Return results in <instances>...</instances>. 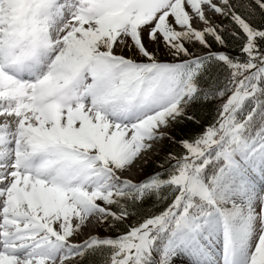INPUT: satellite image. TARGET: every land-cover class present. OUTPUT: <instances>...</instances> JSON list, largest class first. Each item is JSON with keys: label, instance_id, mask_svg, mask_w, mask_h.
I'll return each mask as SVG.
<instances>
[{"label": "snow or ice", "instance_id": "obj_1", "mask_svg": "<svg viewBox=\"0 0 264 264\" xmlns=\"http://www.w3.org/2000/svg\"><path fill=\"white\" fill-rule=\"evenodd\" d=\"M0 264H264V0H0Z\"/></svg>", "mask_w": 264, "mask_h": 264}, {"label": "rangeland", "instance_id": "obj_2", "mask_svg": "<svg viewBox=\"0 0 264 264\" xmlns=\"http://www.w3.org/2000/svg\"><path fill=\"white\" fill-rule=\"evenodd\" d=\"M154 158V157H153Z\"/></svg>", "mask_w": 264, "mask_h": 264}]
</instances>
